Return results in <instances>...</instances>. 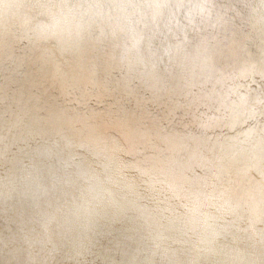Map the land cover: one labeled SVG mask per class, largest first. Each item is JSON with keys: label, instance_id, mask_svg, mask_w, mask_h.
Segmentation results:
<instances>
[{"label": "bare ground", "instance_id": "6f19581e", "mask_svg": "<svg viewBox=\"0 0 264 264\" xmlns=\"http://www.w3.org/2000/svg\"><path fill=\"white\" fill-rule=\"evenodd\" d=\"M0 264H264V0H0Z\"/></svg>", "mask_w": 264, "mask_h": 264}]
</instances>
